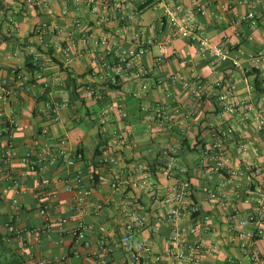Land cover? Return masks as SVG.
<instances>
[{"label":"crops","instance_id":"0c3cea01","mask_svg":"<svg viewBox=\"0 0 264 264\" xmlns=\"http://www.w3.org/2000/svg\"><path fill=\"white\" fill-rule=\"evenodd\" d=\"M109 1L124 2L123 19H119L120 13L111 5L106 20L97 25L96 15L77 0H52L43 11L29 10L21 0H0V83L7 82L13 90L7 101H0V153L7 144L14 152L9 162L0 166V229L5 236L0 264L3 259L11 258L12 252H19L24 264H37L43 259L50 260V264H83L84 256L76 258L71 254L76 248L71 229L81 222L90 245L95 248L100 226L110 236L121 232L123 205L132 206L136 201L141 213L152 214L154 200L150 195L131 189L125 182L137 178L141 165L153 173L160 186L171 183L173 178H167L158 168L162 164L163 148L173 150L176 164L187 170L185 175L192 181L195 198L201 205L205 204L206 189L216 183L224 184L221 174L207 177L209 166H203L201 152L196 148L199 143L211 141L212 129L231 124L229 114L223 112L217 100L213 81L223 79L233 84L236 97L242 98L248 93L246 85L252 77L233 72L230 60L216 65L210 55L205 58L197 55L194 46L180 37L163 16L158 0ZM180 1L191 7L209 0ZM246 10V6L228 9L222 21L195 14L205 33L216 36L225 31L231 41L240 39L238 47L244 65L246 55L264 41V23L253 28L252 40L237 36V32L247 28L246 21L237 19ZM73 19L82 21L89 34L85 37L72 33L75 47L64 54L62 46L68 43ZM42 22L57 23L62 32L34 34V27ZM137 32L158 41L168 40L171 50L176 52H169L156 65L154 56L159 51L152 47L137 62L119 66L118 85L100 79L102 62L111 69L118 68L117 61L106 55V47L111 42L128 46ZM28 46L37 49L36 57L28 52ZM15 50L19 55L8 58ZM183 59L189 63L184 64ZM140 71L143 76L137 75ZM178 73L199 76L207 96L197 100L178 83H172L170 77ZM49 102L58 106L57 118L50 116ZM155 108L172 118V129L166 128L163 116L154 114ZM184 118H187L185 127L180 129L178 123ZM113 128L128 133L127 139L116 144ZM238 130L237 139L234 136L226 142V147L234 162L245 164L249 156L261 154L264 135L252 125ZM60 140L65 141L67 150L81 152L82 159L69 167L49 160L41 170L21 176L26 171L22 156L30 150H40L44 144L55 146ZM241 144L247 147L244 154L240 153ZM101 153L115 156L118 164H99ZM20 176V188L16 189L12 179ZM111 176L124 182V187L113 190ZM78 179L83 187L91 189L81 211L73 204L74 192L67 189L76 185ZM239 183L242 188L252 187L253 178L245 171ZM225 188L230 186L225 184ZM43 193L50 201L51 222L38 212ZM240 206L246 213L251 210V205ZM59 218H66L67 222L59 226L55 221ZM213 223L220 226L224 221L216 214ZM161 227L158 233H143L157 252L162 251L170 231L167 226ZM226 255L234 258L235 264L247 263V258L231 248L218 256L210 254L209 264H229L223 260ZM111 262L129 264L122 249L113 253Z\"/></svg>","mask_w":264,"mask_h":264},{"label":"built area","instance_id":"2783aa9c","mask_svg":"<svg viewBox=\"0 0 264 264\" xmlns=\"http://www.w3.org/2000/svg\"><path fill=\"white\" fill-rule=\"evenodd\" d=\"M77 1L87 5L89 11L96 15L97 25L106 20V13L111 5L120 13L119 19H123L124 2ZM21 2L29 10L37 8L43 11L52 0H21ZM158 5H161L162 14L171 27L180 37L186 38L194 46L197 55L202 58L210 55L212 63L216 65L230 60V68L233 72L248 73L252 77L251 82L246 85L248 93L242 98L236 97L237 93L233 84L223 79L213 81L217 89V100L222 105L223 112L229 114L231 124L225 128L212 129L211 141L202 145L199 143L196 148L201 152L203 166H209L207 177L212 178L216 174H221L224 184L216 183L215 186L206 189L205 204L201 205L195 198L192 181L185 175L187 170L176 164L173 150L163 148L160 150L162 164L158 168L164 176L173 178L171 183L160 186L153 173L144 170V166L141 165H139L140 173L137 178L125 182L131 189L150 195V198L154 200L152 214L141 213L136 201L132 206L123 205L120 212L123 219L121 232L118 236H110L107 229L100 226L95 248H92L86 237L85 226L79 222L70 231L76 244L71 254L76 258L84 256L83 264H112V255L117 249L123 250L129 264H209L210 254L218 256L228 249L236 248L243 257L247 258L245 264H264V147L260 150V155L255 153L256 155L249 156L247 158L249 163L245 164L234 162L226 147V142L234 136L237 139L238 127L252 125L256 132L264 135V41L253 52L246 55L244 58L246 65H244L241 60V50L238 47L240 39L231 41L229 34L225 31L216 36L209 35L195 19V14H198L207 19L222 21L225 19L226 10L246 6V12L238 15L237 19L246 21L247 28L237 32V36L252 40L253 28L264 23V0H226L225 2L209 0L205 4L191 7H185L180 0H158ZM210 6L214 8L209 9ZM65 13L66 10L62 11V14ZM70 25L72 30L68 33V43L62 46L64 54H69L75 47L74 40L70 36L72 33L83 34L85 37L89 34L79 19L71 20ZM47 32L58 35L62 32V28L57 23L42 22L33 29V33L38 36ZM152 47H156L159 51L154 56L156 65L161 64L169 52H176L175 49L171 50L168 40L158 41L152 36H144L142 32L135 33L128 46L111 42L106 47V55L112 56L117 61L118 68L111 69L105 66L106 62H102L103 69L99 72V78L112 86L118 85L119 66L137 62ZM27 50L35 57L38 55L37 49L33 46H28ZM18 55L19 52L15 50L8 55V58ZM183 62L188 64L189 60L183 59ZM137 75L143 76L144 73L140 71ZM170 81L178 83L197 100L207 96L206 87L197 75L187 76L178 73L172 75ZM144 87L146 88V85ZM12 92L7 82L0 83V101H7ZM47 109L52 118H57V105L49 102ZM154 114L164 117L162 119L168 130L173 128V124L170 123L172 118H169L160 108H155ZM186 119L178 123L180 129L185 127ZM42 133H45V130ZM127 135L128 133L125 134L113 128L112 136L116 144L127 139ZM64 143V140H60L55 146L44 144L40 150L33 149L27 152L21 158L26 167V171L22 172L21 176L41 170L49 160L59 161L64 167H69L82 159L81 152L67 150ZM239 148L240 153L247 152V147L243 144ZM13 155L14 152L7 144L0 153V166L7 164ZM98 162L108 166L118 164L115 156L104 153H101ZM245 171L253 178L252 187L242 188L239 183ZM21 176L12 179V185L16 189L20 188ZM125 183L112 177L110 186L113 190L119 191ZM225 184L230 188L226 189ZM67 189L74 192L73 204L78 211H81L86 198L91 195V189L83 187L79 179L76 185ZM241 204L251 205V210L246 213L241 208ZM49 210V198L43 193L38 212L45 220L51 222L53 220ZM216 214L221 216L224 224L213 225ZM55 221L62 226L67 219L59 218ZM163 225L170 231L162 251L157 252L154 250L152 241L143 233H158ZM223 260L229 264H235L231 256L226 255ZM50 263L48 259L37 262V264Z\"/></svg>","mask_w":264,"mask_h":264},{"label":"trees","instance_id":"16d2710c","mask_svg":"<svg viewBox=\"0 0 264 264\" xmlns=\"http://www.w3.org/2000/svg\"><path fill=\"white\" fill-rule=\"evenodd\" d=\"M116 88V87H115ZM4 234L0 229V249H3ZM2 264H24L23 257L19 252H12L11 258H5L1 262Z\"/></svg>","mask_w":264,"mask_h":264}]
</instances>
